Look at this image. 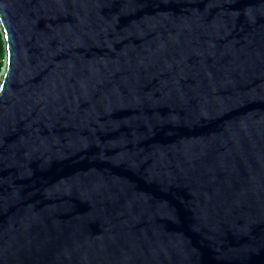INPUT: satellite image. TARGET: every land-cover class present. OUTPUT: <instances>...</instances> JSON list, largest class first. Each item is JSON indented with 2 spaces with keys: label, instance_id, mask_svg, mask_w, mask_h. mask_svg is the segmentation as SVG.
<instances>
[{
  "label": "water",
  "instance_id": "obj_1",
  "mask_svg": "<svg viewBox=\"0 0 264 264\" xmlns=\"http://www.w3.org/2000/svg\"><path fill=\"white\" fill-rule=\"evenodd\" d=\"M0 264H264V0H0Z\"/></svg>",
  "mask_w": 264,
  "mask_h": 264
},
{
  "label": "trees",
  "instance_id": "obj_2",
  "mask_svg": "<svg viewBox=\"0 0 264 264\" xmlns=\"http://www.w3.org/2000/svg\"><path fill=\"white\" fill-rule=\"evenodd\" d=\"M4 57H5V44L2 31L0 29V72L4 64Z\"/></svg>",
  "mask_w": 264,
  "mask_h": 264
}]
</instances>
